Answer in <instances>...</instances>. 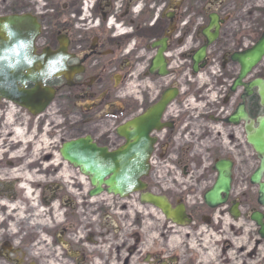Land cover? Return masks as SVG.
<instances>
[{"label":"flooded vegetation","instance_id":"af4514ba","mask_svg":"<svg viewBox=\"0 0 264 264\" xmlns=\"http://www.w3.org/2000/svg\"><path fill=\"white\" fill-rule=\"evenodd\" d=\"M18 14L37 26L35 65L63 68L41 85L51 93H29L32 107L0 98V264H264L249 140L264 117V54L247 55L264 35V0H0V17ZM164 95L147 190H91L62 144L116 150L119 127ZM220 161L230 188L208 203ZM165 166L194 182L150 190ZM145 192L182 205L183 224Z\"/></svg>","mask_w":264,"mask_h":264},{"label":"water","instance_id":"95a60500","mask_svg":"<svg viewBox=\"0 0 264 264\" xmlns=\"http://www.w3.org/2000/svg\"><path fill=\"white\" fill-rule=\"evenodd\" d=\"M36 27L29 15L0 17V98L9 99L25 108L34 106L33 99L29 100L30 92L51 93L50 88L41 85L45 79L57 75L63 68L50 64L48 60L35 65L36 56L32 52L37 35ZM263 54L264 35L257 47L247 55L249 59L256 61ZM247 69L248 67L242 70V75ZM29 80L34 84L31 90L26 87ZM170 97L171 95H164L145 115L137 116L119 127L118 132L126 138V142L116 150L109 152L91 144L88 137L79 138L62 144V157L88 178L91 190H107L120 196L135 190H146L147 186L141 178L148 175V160L152 150V139L147 134L152 128L161 127L159 118ZM249 140L260 156L258 172L251 177V181L259 183V199L264 203V181L259 182L264 169V117L259 119L255 135ZM229 166V163L222 161L215 164L218 176L209 188L210 191L205 194L208 203H214L221 190L225 193L229 190ZM141 197L142 201L159 208L165 217L183 224L185 212L182 205L172 209L164 196L148 192ZM263 233L264 227L261 229V234Z\"/></svg>","mask_w":264,"mask_h":264},{"label":"rangeland","instance_id":"374dc122","mask_svg":"<svg viewBox=\"0 0 264 264\" xmlns=\"http://www.w3.org/2000/svg\"><path fill=\"white\" fill-rule=\"evenodd\" d=\"M153 169V168H152ZM164 169H166V166L163 168L155 167L151 173V176L147 178V181L149 183L150 190H174L179 185H189L190 182L193 180L190 179H180V178H174L167 174ZM83 181V186H88L86 180L84 178H81ZM194 182V181H193ZM211 181L207 180L204 185H202V188H207L210 185ZM149 189V188H148ZM205 229V228H204Z\"/></svg>","mask_w":264,"mask_h":264}]
</instances>
